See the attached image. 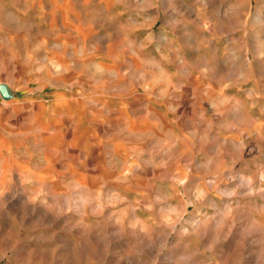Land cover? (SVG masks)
I'll return each instance as SVG.
<instances>
[{
    "label": "rangeland",
    "instance_id": "374dc122",
    "mask_svg": "<svg viewBox=\"0 0 264 264\" xmlns=\"http://www.w3.org/2000/svg\"><path fill=\"white\" fill-rule=\"evenodd\" d=\"M0 264H264V0H0Z\"/></svg>",
    "mask_w": 264,
    "mask_h": 264
},
{
    "label": "water",
    "instance_id": "95a60500",
    "mask_svg": "<svg viewBox=\"0 0 264 264\" xmlns=\"http://www.w3.org/2000/svg\"><path fill=\"white\" fill-rule=\"evenodd\" d=\"M0 94L3 97H6L7 96V93H6L5 89L2 86H0Z\"/></svg>",
    "mask_w": 264,
    "mask_h": 264
}]
</instances>
